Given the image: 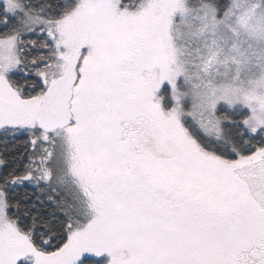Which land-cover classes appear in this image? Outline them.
Wrapping results in <instances>:
<instances>
[{"label": "snow or ice", "instance_id": "obj_1", "mask_svg": "<svg viewBox=\"0 0 264 264\" xmlns=\"http://www.w3.org/2000/svg\"><path fill=\"white\" fill-rule=\"evenodd\" d=\"M0 264H264V0H0Z\"/></svg>", "mask_w": 264, "mask_h": 264}]
</instances>
